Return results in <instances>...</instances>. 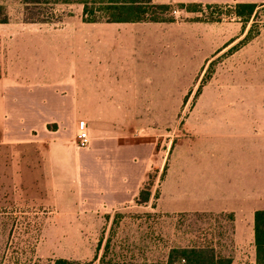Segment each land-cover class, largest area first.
Listing matches in <instances>:
<instances>
[{"label": "crops", "instance_id": "0c3cea01", "mask_svg": "<svg viewBox=\"0 0 264 264\" xmlns=\"http://www.w3.org/2000/svg\"><path fill=\"white\" fill-rule=\"evenodd\" d=\"M151 3L264 7V0ZM247 25L234 18L213 23L84 22L49 29L70 27L76 36L77 49L71 50H76L77 64H68L63 49L48 50L26 37L14 39L11 30L21 27L0 24L11 32L0 33V139L9 121L24 125L34 117L50 121L42 123L49 142L60 134L61 121L70 120L75 132L86 131L92 150L126 148L137 168L134 174L145 175L153 164L155 141L149 135L126 140L123 121H138L133 123L138 129L140 121L176 118L203 69L245 38ZM227 56V90L212 98L201 95L190 111L185 134L170 148L155 209L165 215H229L234 253L226 259L231 264H257L255 214L264 211V32ZM14 90L23 92L26 104L36 111L13 112V104L24 102ZM209 92L204 89L203 94ZM47 124L56 128L49 131ZM98 140H113L115 147ZM138 193L111 200L110 208L129 203Z\"/></svg>", "mask_w": 264, "mask_h": 264}, {"label": "rangeland", "instance_id": "374dc122", "mask_svg": "<svg viewBox=\"0 0 264 264\" xmlns=\"http://www.w3.org/2000/svg\"><path fill=\"white\" fill-rule=\"evenodd\" d=\"M0 7V19L4 14L12 27H21L11 30L14 39L36 40L48 50L61 48L67 53V63L77 64L76 50L71 49H77L78 42L70 27L61 32L49 29L84 24L81 4L34 6L23 0H0ZM165 17L175 22L204 20L176 6ZM232 19L223 16L221 21ZM42 20L48 23L35 22ZM247 31L251 35L264 32V7L255 9ZM7 32L0 29V33ZM227 55L228 49L211 60V69L209 65L203 69L185 94L176 118L140 121L138 129L133 128L138 121H123L126 140L149 135L155 141L153 164L145 175L134 174L137 168L126 148L125 153L81 148L70 120L61 121L60 134L49 142L42 123L50 121L34 117L24 125L9 121L0 139V264H56L61 260L68 264H168L171 251L181 249L202 250L221 261L230 257L234 249L229 215H165L155 209V198L150 205L136 204V197L110 208L111 200L130 198L147 185L153 197L159 196L170 148L185 134L190 111L201 95L212 98L227 90ZM2 63L0 56V67ZM205 74L209 78L203 88ZM204 89L210 92L203 94ZM13 94L24 101L13 104V112L36 111V106L26 104L23 92L14 90ZM25 126L27 131H23ZM55 128L47 124L49 131ZM98 142L115 147L113 140ZM174 264L182 263L175 259Z\"/></svg>", "mask_w": 264, "mask_h": 264}, {"label": "trees", "instance_id": "16d2710c", "mask_svg": "<svg viewBox=\"0 0 264 264\" xmlns=\"http://www.w3.org/2000/svg\"><path fill=\"white\" fill-rule=\"evenodd\" d=\"M27 5L40 4H70L79 3L83 6L82 20L85 23H171L175 20L165 17L172 9L170 5H154L151 0H23ZM180 10H185L188 13L200 14L204 20H195L196 22H221L223 16L238 19L243 25H247L252 19L255 9L258 8L255 4L235 3V4H200L188 3L179 4L176 6ZM222 9H226L222 12ZM3 9L0 7V14ZM0 19V24L9 22L6 15L3 14ZM38 23H48V21H35ZM258 33L251 35L249 32L243 41L230 49L228 53L243 46ZM213 62L209 64L211 69ZM209 76H204L202 85L208 81ZM166 167L164 169V174ZM163 174V177H164ZM163 179V178H162ZM152 193L148 185L139 191L136 199V204L146 205L150 202ZM155 199H157L154 196ZM255 249L257 264H264V211L255 214ZM175 259H179L182 264H231L230 260L214 259L202 250L198 249H181L171 251L168 264H174ZM56 264H68L66 261H57Z\"/></svg>", "mask_w": 264, "mask_h": 264}, {"label": "built area", "instance_id": "2783aa9c", "mask_svg": "<svg viewBox=\"0 0 264 264\" xmlns=\"http://www.w3.org/2000/svg\"><path fill=\"white\" fill-rule=\"evenodd\" d=\"M78 144L81 148H88L90 145L89 137L84 129H80L77 133Z\"/></svg>", "mask_w": 264, "mask_h": 264}]
</instances>
